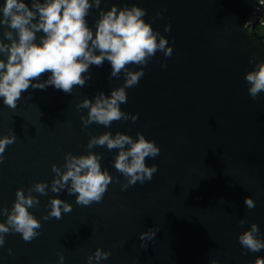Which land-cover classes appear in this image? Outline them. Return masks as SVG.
Listing matches in <instances>:
<instances>
[{"label":"water","instance_id":"95a60500","mask_svg":"<svg viewBox=\"0 0 264 264\" xmlns=\"http://www.w3.org/2000/svg\"><path fill=\"white\" fill-rule=\"evenodd\" d=\"M256 1L101 0L100 9H90L86 20L95 31L101 10L140 7L146 10L142 19L173 49L170 57L158 51L146 66H128L142 68L144 75L126 89L127 103L120 106L129 119L109 128L85 127L81 117L89 110L78 107L84 99L94 103L101 92L110 96L125 83L123 73L111 77L108 61L90 66L84 75L91 79L71 94L52 86L29 88L16 109L0 98V138L16 135L0 163V208L11 211L18 189L27 195L35 183L48 185L46 195L32 193L39 204L28 209L41 223L40 235L25 242L19 233L5 234L0 264H60L61 255L63 264H88L97 248L111 253L98 264H254L264 258V249L247 251L238 240L253 223L257 238L264 240V92L252 99L245 80L264 60V44L252 37L262 39L244 28ZM23 2L31 7V0ZM157 13L162 15L154 19ZM5 30L11 29L0 26V40L11 43ZM42 35L37 33V43ZM0 59L6 57L0 54ZM46 79L47 74L40 82ZM131 116H137L135 122ZM105 132L134 140L139 132L159 147L160 154L145 161L158 168L151 181L122 190L127 180L114 168L119 150L87 147ZM89 152L101 156V169L113 177L103 200L77 205L68 192L71 181L52 192V165L63 173L66 154ZM246 198L254 201L253 209L246 207ZM50 199L71 204L72 211L44 220ZM6 219L0 215V223ZM240 220L246 221L243 226ZM149 229L156 236L141 248L139 236Z\"/></svg>","mask_w":264,"mask_h":264},{"label":"clouds","instance_id":"9594fccd","mask_svg":"<svg viewBox=\"0 0 264 264\" xmlns=\"http://www.w3.org/2000/svg\"><path fill=\"white\" fill-rule=\"evenodd\" d=\"M100 6L101 0H31V7L23 0H5L0 6V26L11 29L3 32V36L11 43L0 40V54L6 57V60L0 59V98L5 106L16 109L22 93L29 88L46 90L52 86L71 94L75 86L84 87L86 80L91 79L90 75H84L88 73L90 66L100 67L104 61H108L111 65V77L119 78L123 73L125 83L112 90L110 96L99 93L94 103L84 99L78 107L89 111L87 118L82 116L81 120L85 127L96 123L109 128L114 121L129 119L120 106L127 103L126 89L138 85L144 72L142 68L140 71H131L128 66H146L158 51L163 52L165 58L170 57L173 49L168 47L169 42L164 36L155 32L142 19L146 10L137 6L129 8L125 5L118 9L113 5L108 11L101 10L93 31L88 26L86 17L90 9H100ZM161 15L157 13L154 19ZM254 22L255 20L252 21ZM170 28L167 25L164 31L168 32ZM14 32L18 39H14ZM41 32L43 35L37 43V33ZM249 62L252 63V60ZM46 74L47 79L40 82L41 77ZM245 80L249 85L248 94L255 100L264 92V60L255 64L254 69L246 74ZM131 119L135 122L137 116H131ZM136 137L134 140L129 135L117 132L113 138L111 132H105L98 137L93 136L87 145L88 149L106 145L109 150H119L114 158V168L127 180L122 185V190L137 182L143 184L151 181L158 171L155 164L148 167L145 161L146 158L157 157L160 154L159 147L139 132ZM15 140V134L0 138V163L3 162L6 147ZM64 159L66 171L63 173L60 167L52 165L51 171L55 177L51 182V191L59 193L71 181L68 192L69 195H75L77 205L100 203L109 184L113 182L109 172L101 169V156L92 152L79 156L69 153ZM46 187V183H35L27 195L23 189H18L11 211L0 208V215L7 216L6 222L0 223V247L5 244V234L19 233L25 242H31L40 235L37 230L41 228V223L28 209L39 204L32 193L46 195ZM244 203L248 209L255 207L251 198H246ZM48 207L51 210L43 217L44 220H59L62 218V211H72V205L60 199H50ZM245 222L239 221L241 226ZM259 235V228L253 223L250 230L239 235L238 240L245 250L256 253L264 249V240L258 239ZM155 236L156 232L152 229L141 233V248L147 247L144 241L152 240ZM110 255V252L97 248L94 255L88 257V264H93L94 260L98 264ZM63 260L61 255L60 264H63ZM211 264H218V261L212 260ZM254 264H264V258L257 257Z\"/></svg>","mask_w":264,"mask_h":264},{"label":"built area","instance_id":"2783aa9c","mask_svg":"<svg viewBox=\"0 0 264 264\" xmlns=\"http://www.w3.org/2000/svg\"><path fill=\"white\" fill-rule=\"evenodd\" d=\"M253 20H255L254 23H252ZM244 27L248 32L259 36L264 42V0L256 1L245 20Z\"/></svg>","mask_w":264,"mask_h":264}]
</instances>
